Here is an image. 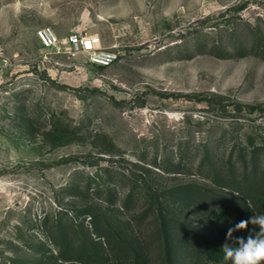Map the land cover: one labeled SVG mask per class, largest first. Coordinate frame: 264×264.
Here are the masks:
<instances>
[{
  "label": "rangeland",
  "instance_id": "rangeland-1",
  "mask_svg": "<svg viewBox=\"0 0 264 264\" xmlns=\"http://www.w3.org/2000/svg\"><path fill=\"white\" fill-rule=\"evenodd\" d=\"M45 27L60 41L98 35L118 61L44 49ZM253 163L264 165V0H0V264H83L65 246L107 225L94 264H119L124 235L167 264L158 198L172 264H220L197 248L241 237L226 240L240 217L213 211L240 202L227 179ZM185 186L207 196L169 195ZM252 200L251 212L264 188Z\"/></svg>",
  "mask_w": 264,
  "mask_h": 264
},
{
  "label": "trees",
  "instance_id": "trees-1",
  "mask_svg": "<svg viewBox=\"0 0 264 264\" xmlns=\"http://www.w3.org/2000/svg\"><path fill=\"white\" fill-rule=\"evenodd\" d=\"M260 154V149H254L252 152L253 160L257 159V156ZM177 170V167H175ZM212 172H214L212 181L219 185L218 180H223V175L221 174V170L213 169L211 167ZM179 173V172H174ZM237 176V177H236ZM230 179H227L229 186H238L242 188L241 190H234L238 192L240 200L239 203H233L230 201H225L223 199L216 200L215 204L219 205V209L217 211L218 213H232L234 215H237V217H240L241 220H250V218L254 215L258 214H264V205L261 204L257 206L256 211H250L249 210V201H253L252 198L259 194V191L264 188V165L260 164H252V167H244L241 173H229ZM206 178L209 179L208 176ZM226 182V180L224 181ZM149 194L151 193V190L149 189ZM207 192L204 188H197L192 186H185L180 187L172 190L169 195H171L176 200L178 199L179 202L185 204H190V202L198 200V198H203L206 195ZM151 199L153 201L155 200V197H153L152 194H150ZM242 199V200H241ZM198 202V201H196ZM254 202V201H253ZM255 203V202H254ZM236 205V207H235ZM155 209L158 210L159 213V219L162 222L163 231L165 234V251H166V258H167V264H172L171 262V246H172V239L169 235V225L166 223L167 218L164 217V214L166 215V210L163 206V203L159 200V198L156 201ZM219 215V214H218ZM94 219L96 218L95 215ZM94 227L96 229L97 224L94 222ZM174 224L178 227H182L184 230H187L183 225H180L178 222H174ZM108 225L103 229L104 231H96L95 234L98 235V238L100 239L97 242H90L92 240H84V243L81 247L75 248L74 245L72 247L71 244H67L65 246L62 254L63 259H71L72 257L74 259L80 260V262H83V264H94V262H97L100 258L99 255H96L95 253H100L99 248L103 246V243L100 242L102 239H105L107 235ZM254 229L252 228V224L249 223L248 228L241 231V236L244 238H247L249 235L253 234ZM258 230V229H256ZM259 231V230H258ZM185 240L191 241L193 239H197L198 237H193V234L189 231L185 232ZM257 232V231H256ZM199 248H197V252H200V254H204L206 258L212 261L219 262L220 264H231L230 261H224L223 259V253L221 252L222 247H216L213 244H209L205 241ZM113 252L115 253V258L118 260L119 264H150L148 257L144 253L143 248L141 247L139 242H135V239L132 237H129L128 235H124L122 237H118L114 240V247ZM222 262V263H221Z\"/></svg>",
  "mask_w": 264,
  "mask_h": 264
},
{
  "label": "built area",
  "instance_id": "built-area-1",
  "mask_svg": "<svg viewBox=\"0 0 264 264\" xmlns=\"http://www.w3.org/2000/svg\"><path fill=\"white\" fill-rule=\"evenodd\" d=\"M36 37L44 49L73 57L84 55L91 64L99 67H110L119 58L114 51L102 47V39L98 35L72 34L65 41H60L51 27H45L36 32Z\"/></svg>",
  "mask_w": 264,
  "mask_h": 264
},
{
  "label": "clouds",
  "instance_id": "clouds-1",
  "mask_svg": "<svg viewBox=\"0 0 264 264\" xmlns=\"http://www.w3.org/2000/svg\"><path fill=\"white\" fill-rule=\"evenodd\" d=\"M249 223L258 226L259 231L254 232L247 238L236 237L234 233L248 228ZM226 242L222 248L224 261L231 264H264V214L254 215L250 220H241L227 229Z\"/></svg>",
  "mask_w": 264,
  "mask_h": 264
}]
</instances>
